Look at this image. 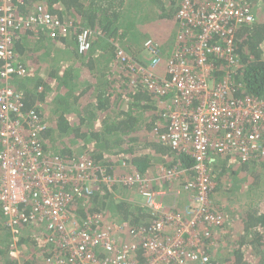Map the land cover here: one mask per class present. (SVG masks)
I'll list each match as a JSON object with an SVG mask.
<instances>
[{
    "label": "built area",
    "instance_id": "2783aa9c",
    "mask_svg": "<svg viewBox=\"0 0 264 264\" xmlns=\"http://www.w3.org/2000/svg\"><path fill=\"white\" fill-rule=\"evenodd\" d=\"M169 2L177 8V31L167 59L153 38L143 43L146 61L113 41L115 62L128 69L131 82L156 97L169 95L160 101L164 111L151 136L192 162L161 166L152 177L111 172L87 151L66 160L45 150L46 120L36 107H25L13 82L27 72L13 47L16 35L31 29L56 39L76 32L75 46L82 54L92 48L96 34L55 17L42 3L27 5L21 14L24 0H0V211L13 237L11 256L19 258L22 251L15 239L32 232L45 253L42 264H212L205 238L228 220L210 199L217 185L209 172L212 156L230 155L241 163L264 160V95H238L230 77L213 75L217 60L225 73L233 70L236 30L255 22L256 15L249 0ZM178 179L190 195L182 208L165 201L168 191L154 185ZM114 186L136 191L147 221L134 225L129 218L109 219L95 211L75 218L77 200L87 203L101 187Z\"/></svg>",
    "mask_w": 264,
    "mask_h": 264
},
{
    "label": "trees",
    "instance_id": "16d2710c",
    "mask_svg": "<svg viewBox=\"0 0 264 264\" xmlns=\"http://www.w3.org/2000/svg\"><path fill=\"white\" fill-rule=\"evenodd\" d=\"M145 1L156 6L154 14L160 23L166 26L171 25L170 21L175 20L176 23L177 8H171L174 5L170 2L165 6L164 0ZM35 3L44 4L55 17L64 21L74 20L93 29L96 34L92 48L82 54L75 46L76 32L56 39L31 29L21 30L16 35L14 49L33 61L30 66L25 64L26 74L13 82L23 93L25 107H36L46 120L47 127L42 133L45 150L66 160L76 153L87 151L109 171L118 173L148 175L150 164L157 161L159 156L164 157L167 167L190 165L192 162L188 156L180 155L151 136L152 128L164 111L160 101H165L169 95L156 97L141 84L131 82L128 69H120L114 59L113 41L129 47L130 41H139L147 32L154 37L157 34L162 40L163 32H153L155 27L151 25V14L140 9L143 12L138 23H148L136 30V24L128 23L125 19L126 15L136 17L139 9L126 8L125 0H24V4L19 6V13H25L27 5ZM249 4L256 20L236 30L237 64L230 73H225L223 62L217 60L213 75L216 80L230 77L238 88V95L248 93L261 97L264 95V0H249ZM43 36L48 38L46 42ZM29 52L34 58L30 57ZM23 60L26 62L25 58ZM52 61H56L53 65L56 68L47 69ZM222 158L214 154L209 166L211 178L217 183L214 190L217 193L232 190L229 185L240 179L243 172L258 167L259 170L264 169V160L252 163L237 160L238 166L231 167L229 173L224 174L228 168L225 163L228 158L224 157L219 163ZM122 161L126 162V168L121 167ZM251 172H247V175ZM261 175L257 174L253 180L256 186L260 183ZM241 178L242 181L247 180L245 176ZM226 181L230 184L225 185ZM128 192L129 189L124 187H101L87 203L82 204L81 200H77L73 204V214L76 219H81L87 212L95 211L108 215L110 219L111 216H118L119 212L135 225L146 219L141 215H146L142 206L125 200L127 205L114 195H126ZM211 201L220 210L221 200L211 197ZM108 206L111 211L105 210ZM1 214L0 211V264H19L17 258L9 253L13 247V237ZM14 243L23 249L25 256L36 258L45 254L38 247L32 232L17 237ZM204 243L205 252L213 259L212 264H264V197L251 203L246 210L231 214L224 225L205 238ZM21 264L32 262L27 260Z\"/></svg>",
    "mask_w": 264,
    "mask_h": 264
},
{
    "label": "crops",
    "instance_id": "0c3cea01",
    "mask_svg": "<svg viewBox=\"0 0 264 264\" xmlns=\"http://www.w3.org/2000/svg\"><path fill=\"white\" fill-rule=\"evenodd\" d=\"M170 0H164V5L165 6H167V5H169V2ZM143 4L142 5V8L141 9H143L144 7H146L147 8V10L146 11H148L150 14H151V16L153 17V18H151L152 20L154 19V17L156 18V16H155V14H154V12L156 11V6L154 5V4H150L149 2H147L146 3V1L145 0H125V4H124V6L126 7V8H128L129 6H131V7H133V8H137V6H139V4ZM171 8H175V6H173V7H171ZM138 9H140V8H138ZM144 11V10H143ZM161 13H162V11H161ZM131 17H133V15L131 16ZM145 23H148V22H145ZM145 23H138V24H136L135 25V29L136 30H139L140 28H141V26H142V24L143 25H147V24H145ZM151 25H153V32H158V31H160V32H163V27H166V25L164 24V23H160L159 21H154L153 20V22L151 21ZM169 24H171V25H168L169 26V31H167V28L166 29H164V32H163V38L164 37H166V35H167V37H168V34H170V36L171 37H169V38H172V37H174V40H175V35H176V31H177V23L175 24V20L174 21H170V23ZM163 26V27H162ZM176 27V30H174V31H171V29L173 28V27ZM135 29H133V30H135ZM155 29H158V31H156ZM169 32V33H168ZM158 35L156 34L155 35V37L154 36H152V34L150 33L149 34V32H147L146 33V35L145 36H143L139 41H135V42H129V44H130V46H132V48L129 50V49H127V47H128V45L127 44H123L125 47H126V49L132 54V55H134L135 57H137V58H139V59H142V60H147L148 58H149V55H148V53L143 49V43H145L144 41L146 40V39H148V38H153L156 42H159V45L161 46V51H162V57H163V59H166V56H168V54L167 53H169L170 52V50H171V48L173 47V45H174V43H175V41H173V43H172V47L171 48H169V45L167 44V45H165L164 44V40H165V38L163 39L162 38V40L159 38V37H157ZM44 37V39H43V41H45L46 42V40H48V38L46 37V36H43ZM131 38V37H130ZM166 43V42H165ZM172 51V50H171ZM39 52V51H38ZM32 52H29V55H30V57H32V58H34L32 55ZM21 57H22V61L27 65H29V64H31L32 65V59H30V58H28V57H26V56H22L21 55ZM23 58H25V60H26V62L23 60ZM57 59H59V57H56ZM55 63H56V61L55 62H51L49 65H47V69H50V68H56V66H54L53 67V65H55ZM27 65V66H28ZM30 66V65H29ZM48 71H50V70H48ZM14 84H15V86H16V83L14 82ZM180 156V155H179ZM164 163H165V161H164V157H160L159 156V159L157 160V161H153L151 164H150V166H149V172H147L148 173V176H152V177H155V175H157V172H158V170H159V167H161V166H166V165H164ZM181 182H182V179H178V180H175V181H173V182H160L159 181V183H155L154 185H155V187L156 188H159V189H166V191H168V195L166 196V198H165V201H168V202H170V203H176V205H177V207L178 208H182L183 207V205H185L186 203H188V201L190 200V195H188V193L187 192H183V190H182V186H181ZM217 186V185H216ZM178 191V190H180V193H178L177 194V196L175 195V191ZM215 193H217V191H215L214 192V194L212 193L211 195H210V199H211V197H212V199L214 200V195H215ZM115 195V197H118L119 199H121V200H123L127 205H128V203L125 201V200H127L128 202H135V205H137V206H142V210L146 213V215H144V214H142L141 213V215L142 216H144V218H146V219H143L144 221H147L148 220V217H149V215H148V211H146L145 210V208H144V206L142 205V199L140 198V196L136 193V191H134L133 189H129V192L125 195V194H121V193H115L114 194ZM118 199V200H119ZM118 200L116 201V202H118ZM229 214V213H228ZM228 214H227V218L228 217H230L231 215H229L228 216ZM123 215V214H122ZM118 217H122L121 216V214L118 212ZM19 248H21V247H19ZM22 249V248H21ZM27 257L25 256V252L23 251V249H22V251H21V253H20V256H19V258H17V261H18V263L19 264H21V263H23V261H29V259H26Z\"/></svg>",
    "mask_w": 264,
    "mask_h": 264
},
{
    "label": "rangeland",
    "instance_id": "374dc122",
    "mask_svg": "<svg viewBox=\"0 0 264 264\" xmlns=\"http://www.w3.org/2000/svg\"><path fill=\"white\" fill-rule=\"evenodd\" d=\"M139 4V3H138ZM143 5V4H142ZM142 5L139 4V6H137L138 8H142ZM136 8V7H135ZM138 10L136 11V13L138 12L136 17H130L129 15H126V19L125 21H127L128 23H132V24H138L139 20L141 19V14H142V10ZM144 12L147 13L145 10H147L145 7L143 8ZM154 21H158V18H154ZM176 24V23H175ZM167 28V31H169V26L164 27V29ZM163 29V32H164ZM156 31H158V29H155ZM176 30V27L174 26L171 31ZM169 33V32H168ZM171 37L170 34H168V37L166 35L165 38V42L166 44L169 45V48L172 47V43L174 40V37ZM137 38V37H136ZM135 38V39H136ZM163 38V39H164ZM176 42V41H175ZM175 45V43H174ZM173 45V46H174ZM132 48V46H129L128 49L130 50ZM170 55V54H169ZM227 160H225L226 166L228 167L226 172L224 174L229 173V170L231 167L235 166L237 164V159L234 157H230V155L227 156ZM225 159L224 157L219 161V163H221V161ZM240 165V164H239ZM238 166V165H236ZM250 167V166H249ZM252 171L249 175H247V172ZM247 172H243L242 175L240 176V179L237 178L236 181H234L232 184L227 183L225 185H229V188L232 190H223L219 191V193H215L214 195V199H220L221 203H220V210H224V212H226L229 215H233V213H238L241 209L246 210L248 208V206L251 203H254L260 199H262L264 197V169H260L258 168H254L253 170L250 169ZM257 174H262L261 175V180L258 186H256L254 184L255 178H257ZM247 177L246 181H242L241 177ZM254 180V181H253ZM253 181V183H252ZM220 202V201H219ZM223 207V208H222ZM105 210L107 211H111V208L108 206ZM26 259H29V261L32 262V264H42V255L41 256H37L36 258L30 257L29 255L26 256Z\"/></svg>",
    "mask_w": 264,
    "mask_h": 264
}]
</instances>
